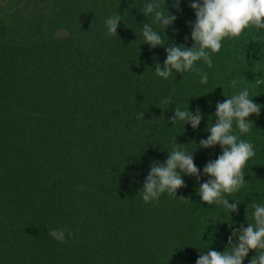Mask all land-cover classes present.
Here are the masks:
<instances>
[{"label": "trees", "instance_id": "trees-1", "mask_svg": "<svg viewBox=\"0 0 264 264\" xmlns=\"http://www.w3.org/2000/svg\"><path fill=\"white\" fill-rule=\"evenodd\" d=\"M144 2L26 0L0 17V264H196L202 251H226L232 231L253 222L252 201L264 204V82H255L264 80V37L250 27L222 41L211 68L196 64L206 85L195 72L164 80L155 67L163 68L167 44L193 47L195 13L191 0H180V10L166 0L177 19L162 33L165 47L151 48L142 36V24L153 22L141 13ZM118 13L117 35L108 36L105 20ZM246 87L261 112L241 139L256 155L247 185L226 194L240 203L230 214L197 194L209 179L204 166L222 154L199 142L217 102ZM177 105L199 108L197 129L170 122ZM174 139L193 152L200 182L184 176L177 198L145 203L150 166L166 162ZM50 228L64 229L65 240L48 236Z\"/></svg>", "mask_w": 264, "mask_h": 264}, {"label": "clouds", "instance_id": "clouds-1", "mask_svg": "<svg viewBox=\"0 0 264 264\" xmlns=\"http://www.w3.org/2000/svg\"><path fill=\"white\" fill-rule=\"evenodd\" d=\"M172 6L180 10V0H173ZM189 7L195 13V21L189 24L191 39L194 41L191 48L165 43L166 35L162 36V33H165L177 19L167 10L166 0H145L143 4L141 13L153 18L152 23L142 24L144 44L151 48L165 47L167 44L166 60L163 68L157 63L154 70L156 77L167 80L173 71L182 75L185 72H195L200 77L199 82L206 85L208 73L196 64L202 60L211 68L212 54L220 52L222 41L226 38L229 40L238 38L250 27L257 30V39L264 37L260 35V30H264V0H191ZM120 22L119 13L107 17L106 35H117ZM153 24L161 25L164 31L154 30ZM187 39L186 36L185 40ZM255 82L259 84L264 80L256 79ZM160 103L162 106L160 109H168L172 104V98L166 97ZM188 108L189 106L182 109L177 105L170 122L175 126L178 121H184L195 130L199 127L203 115L199 108L194 114ZM260 112L261 106L250 98L247 87L238 94L226 97L223 102H217L215 122L210 127L208 123L206 131L209 135L207 139L199 142L201 148L209 149L219 145L222 151L221 155L214 161H208L203 168V174L209 179L200 183L197 194L204 203L221 206L230 214L237 211L240 203L236 201L230 203L226 194L237 193L248 183L245 181V167L256 155L255 146L250 141L241 139V136L253 130L254 124L248 118L253 115L259 116ZM138 118L143 120L144 112L139 111ZM167 153L165 163L154 161L150 166L149 174L140 191L145 203L158 201L164 193L177 198V190L186 187L184 176L195 177L197 182H200L201 171L195 165L193 152L187 150V145H178L174 139L171 150ZM180 200L186 201L183 198ZM248 206L253 209V222L247 223V227L241 225L232 231L228 237L226 251L222 253L214 250L202 251L196 264H243L250 251H255L256 256L249 264H264V204L252 201ZM47 231L51 238L59 242L65 240L64 229L50 228ZM234 240L237 242L234 243Z\"/></svg>", "mask_w": 264, "mask_h": 264}, {"label": "rangeland", "instance_id": "rangeland-1", "mask_svg": "<svg viewBox=\"0 0 264 264\" xmlns=\"http://www.w3.org/2000/svg\"><path fill=\"white\" fill-rule=\"evenodd\" d=\"M26 0H0V17L4 14L18 11L20 7L25 6ZM24 9V8H23ZM33 10V6L27 8V11Z\"/></svg>", "mask_w": 264, "mask_h": 264}]
</instances>
